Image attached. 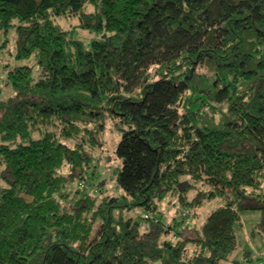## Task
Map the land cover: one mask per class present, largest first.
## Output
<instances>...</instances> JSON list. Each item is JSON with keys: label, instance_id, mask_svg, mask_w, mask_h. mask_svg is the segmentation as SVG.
Listing matches in <instances>:
<instances>
[{"label": "trees", "instance_id": "obj_1", "mask_svg": "<svg viewBox=\"0 0 264 264\" xmlns=\"http://www.w3.org/2000/svg\"><path fill=\"white\" fill-rule=\"evenodd\" d=\"M0 30L35 63L0 90V264H241V212L264 210V0H0ZM110 119L120 195L93 188Z\"/></svg>", "mask_w": 264, "mask_h": 264}, {"label": "rangeland", "instance_id": "obj_2", "mask_svg": "<svg viewBox=\"0 0 264 264\" xmlns=\"http://www.w3.org/2000/svg\"><path fill=\"white\" fill-rule=\"evenodd\" d=\"M66 29H74L76 35L80 38H85L86 42L89 43L92 37L88 32L83 31L78 27L80 20L78 18H59L58 20ZM78 27V28H77ZM16 31L13 30L10 33L5 30H0V90H2L7 96L10 94V89L7 88L6 84V74L7 71L16 66H22L26 64L34 65L33 60L20 61L16 59ZM121 132H117L113 120L110 119L107 126V131L98 140H100V146L96 151H93L94 158L97 160L99 165L98 168V178L93 182V188H99V184L105 189L109 194L120 195L123 193L116 184L117 174L116 171L121 167V162L117 157L115 151V144L120 139ZM196 196V194H192ZM175 199L169 198L166 202L162 203L161 211L164 217H167L166 222H172L175 216H178L180 212L174 205ZM220 201H214L207 203L206 207L202 209L192 210L191 213L187 214L188 218L191 219L190 226L200 227L204 223L206 216L211 210L219 206ZM259 205L258 202L254 200L248 201L249 205ZM261 204V203H260ZM188 212V210H186ZM179 213V214H178ZM145 210L142 208L136 209L131 213L132 216L144 215ZM196 214V216H194ZM241 224L238 225V237L239 245L238 250L232 254L234 260L239 261L241 264H245L247 259H253L251 263L256 264L257 258L264 259V210H244L241 212ZM187 218V219H188ZM189 220V219H188ZM192 236V233L189 232ZM247 258V259H246ZM235 264V263H229ZM262 264V262H261Z\"/></svg>", "mask_w": 264, "mask_h": 264}]
</instances>
